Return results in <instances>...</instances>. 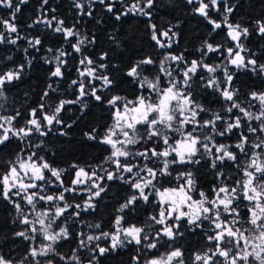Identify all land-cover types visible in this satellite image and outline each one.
<instances>
[{
	"label": "snow or ice",
	"instance_id": "snow-or-ice-1",
	"mask_svg": "<svg viewBox=\"0 0 264 264\" xmlns=\"http://www.w3.org/2000/svg\"><path fill=\"white\" fill-rule=\"evenodd\" d=\"M28 5L0 0L12 10L0 17V45L19 50L18 41H27L21 63L12 55L0 59V202L19 226L0 237V264H103L123 249L134 253L131 264H264V44L253 51L245 43L253 35L264 41V16L248 27L230 19L240 6L230 0H184L230 42L205 40L199 57L189 59L174 49L179 23L155 22L160 0H68L69 23L60 18V3L38 0L27 27L43 25L67 44L46 49L45 32L20 34L17 14ZM130 17L144 18L156 56L124 62L116 55L118 29L107 33L115 49L88 51L98 40L90 23ZM42 49L40 60L50 66L46 87L38 101L17 107L9 93ZM210 54L219 61L209 62ZM241 72L261 86L242 90ZM73 107L78 115L65 118ZM92 107L105 114L104 123L82 135L100 154L56 166L52 138L69 137ZM110 185L129 194L106 231L84 217L96 212ZM141 203L152 211L133 223L129 217L147 211ZM189 236L203 247H185ZM17 238L24 245L19 258L2 251ZM65 243L69 253L58 250Z\"/></svg>",
	"mask_w": 264,
	"mask_h": 264
},
{
	"label": "trees",
	"instance_id": "trees-1",
	"mask_svg": "<svg viewBox=\"0 0 264 264\" xmlns=\"http://www.w3.org/2000/svg\"><path fill=\"white\" fill-rule=\"evenodd\" d=\"M60 3L61 7L57 9L58 13H61L62 19L66 18V23L71 20V13L68 12V0H53V4ZM230 3H237L239 8L235 11L232 21L242 22L244 26L251 27V23L256 18L264 16V0H230ZM161 10L159 16L157 17L156 23L160 24L163 22H170L171 24L179 23V40L178 46L174 45V49L177 51H185V54L189 59L198 58L203 42L208 40L213 43H225L227 46L230 44L226 40L225 32L222 30H217V32H211V26L203 20L202 17L195 15L191 11L190 6L184 5V0H174V6L169 5V0H160ZM38 0H29V5L27 7L21 6L22 11L17 14L16 24L20 29L21 35L32 36L37 35L39 32H45V35L41 36L44 41V48L47 47H59L63 45L67 48V44L62 39H57L59 34L52 33L51 30H45L43 25H37L34 28H28L27 25L36 18V8H38ZM12 10L0 7V17L4 19L9 18V14ZM88 29L95 32L98 40L95 46H89V52H96L98 55L101 50L115 49L113 45L107 39V33L113 32L118 29V38L121 44V48L116 51L117 56H122L124 62L134 61L136 58L152 54L157 55L153 48V43L150 40L148 30L145 27V22L143 17L128 18L125 22L117 24L114 20L108 21L103 25H95L90 23ZM15 36V34H13ZM249 40L251 43L246 41L248 48L253 51H258L260 46L264 44V41H260L255 35L250 36ZM19 50L16 46L12 45H0V59L7 55L13 56V61L17 64L21 63L24 58L23 48L27 47V41H18ZM5 49H11V51H6ZM70 50V49H69ZM32 52V49H29ZM37 58L33 60L31 68L25 69V74L21 82H17L19 87L13 88L9 93V101H15L17 107L25 105L27 100L28 104H32L39 100V95L42 93L46 87V69L50 66L44 65L40 56L44 55V49L40 53H33ZM212 60L209 62H218L219 57L215 54H210ZM118 62V61H117ZM264 62V59L261 60ZM74 63V61H73ZM7 67L12 66L11 61H5ZM6 70V69H5ZM240 79L236 81L238 86L242 90L246 91L249 87L259 88L261 86V80L257 77L245 76L242 72L239 73ZM75 78V72L70 77ZM66 87V86H65ZM128 87L125 85L121 91V94H127ZM27 93V97L25 96ZM72 98V97H68ZM209 99H213L210 97ZM215 110L220 109L219 104L213 105ZM23 111V108H21ZM65 118L72 117L75 118L78 113L73 107L72 111L63 113ZM104 115L99 108L92 107L87 119L81 120L77 125L73 126L71 134L69 137H57L52 138L49 143V151L54 152L55 155L52 157L54 164L59 167H67L69 163L78 162L83 163L85 160H91L93 157L98 156L99 148L90 146L91 142L86 141L83 138V131H87L89 127L95 126L97 124L102 125L104 123ZM71 123V120L68 121ZM212 178L204 177L203 182L207 184L208 180ZM129 193L124 190V187L120 185H110L108 195L103 201L100 202L95 213L91 215H86L84 217L85 221L91 223H101L104 230H109L110 222L115 216V209L123 202V198ZM103 195V194H102ZM141 207L147 209V211H142L133 214L129 217V220L133 223H138L147 219L149 213H151L152 208L149 205H143ZM15 215L14 210L9 207H5L4 202H0V237L5 234H10L12 229L19 230L18 225H13L11 223L12 217ZM79 230V228L77 229ZM87 231V229H85ZM199 237H186L185 241H181L185 247L190 250H198L203 247V242L197 243ZM75 245H71L74 247ZM24 245L21 244L20 238H17L16 242L13 244L9 240L3 247L2 251L9 252L12 251V255L19 258L23 254ZM61 253H69L70 246L65 243L63 248L58 249ZM164 251V249H161ZM134 253L129 249L120 250V252L113 254L107 260L103 261V264H131V255Z\"/></svg>",
	"mask_w": 264,
	"mask_h": 264
}]
</instances>
